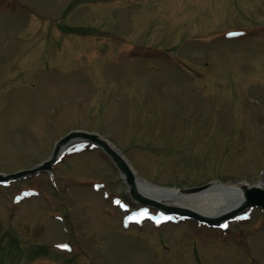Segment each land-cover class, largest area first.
<instances>
[{"label": "rangeland", "instance_id": "1", "mask_svg": "<svg viewBox=\"0 0 264 264\" xmlns=\"http://www.w3.org/2000/svg\"><path fill=\"white\" fill-rule=\"evenodd\" d=\"M71 132L152 185H255L264 0H0V175ZM53 166L0 184V264H264L260 207L219 228L169 216L88 142Z\"/></svg>", "mask_w": 264, "mask_h": 264}, {"label": "bare ground", "instance_id": "2", "mask_svg": "<svg viewBox=\"0 0 264 264\" xmlns=\"http://www.w3.org/2000/svg\"><path fill=\"white\" fill-rule=\"evenodd\" d=\"M79 140L80 139H74L63 145L58 156H60L71 143ZM107 144L129 164L128 160L121 152L109 142H107ZM134 175L136 190L140 195L150 200H154L166 207L185 208L211 218L222 217L230 213L245 200L242 188L243 184H247L245 182H217L203 191L185 193L177 188L149 184L139 178L135 172ZM256 185L264 187V183L261 180L257 182Z\"/></svg>", "mask_w": 264, "mask_h": 264}, {"label": "water", "instance_id": "3", "mask_svg": "<svg viewBox=\"0 0 264 264\" xmlns=\"http://www.w3.org/2000/svg\"><path fill=\"white\" fill-rule=\"evenodd\" d=\"M74 138H81V139L89 140L95 143L98 147H100L113 160V162L115 163V165L117 166L121 174L123 175L126 183L131 187L132 196L138 201H140L141 203L153 204V205H156L157 207H161V208L176 212L177 214L181 216L197 219L198 221L206 223L211 226H216V224L222 219H230L235 214L239 213L240 211H242L243 209L249 206H259L264 210V187L257 186V185H247V184H243L242 186L244 196H245L244 202L240 204L239 206H237L233 211H231L230 213L220 218L207 217L198 212L191 211L185 208H170V207L168 208L154 200H150L140 195L136 190L134 172L132 168L130 167V165L127 163V161H125L123 157H121L110 145L107 144L105 140L101 139L97 134H90V133H85V132H71L67 134L66 136H64L57 142L54 153L48 160H46L39 166L33 167L28 170L20 171L15 174H10L7 176L0 175V182H5L10 179H17L27 174H33L37 172L38 170L50 169L53 163L56 161L61 147L67 144L69 141H71ZM212 184L213 183H207V184H204L198 187L182 188L179 190L185 193L199 192V191L208 189L209 187H211Z\"/></svg>", "mask_w": 264, "mask_h": 264}, {"label": "snow or ice", "instance_id": "4", "mask_svg": "<svg viewBox=\"0 0 264 264\" xmlns=\"http://www.w3.org/2000/svg\"><path fill=\"white\" fill-rule=\"evenodd\" d=\"M147 214V210H144V212H142L140 215H146ZM166 219H171V217H166ZM159 222V221H157ZM224 227H227V225H223ZM62 247H68V245H62Z\"/></svg>", "mask_w": 264, "mask_h": 264}]
</instances>
